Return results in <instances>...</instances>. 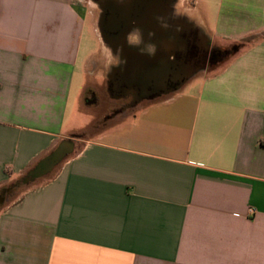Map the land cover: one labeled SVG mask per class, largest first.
Segmentation results:
<instances>
[{"label":"crops","instance_id":"crops-1","mask_svg":"<svg viewBox=\"0 0 264 264\" xmlns=\"http://www.w3.org/2000/svg\"><path fill=\"white\" fill-rule=\"evenodd\" d=\"M193 1L240 52L97 132L90 8L0 0V264H264V0Z\"/></svg>","mask_w":264,"mask_h":264},{"label":"flooded vegetation","instance_id":"flooded-vegetation-1","mask_svg":"<svg viewBox=\"0 0 264 264\" xmlns=\"http://www.w3.org/2000/svg\"><path fill=\"white\" fill-rule=\"evenodd\" d=\"M90 1L98 10L99 34L114 41L124 36L127 48L138 56L132 71L126 70L123 59L108 77L113 97L125 101L120 110L133 109L144 100L167 97L188 80L190 71L194 75L212 64L215 47L207 44L200 29L185 14L176 18L172 13L176 0ZM132 38L136 43L130 45Z\"/></svg>","mask_w":264,"mask_h":264},{"label":"rangeland","instance_id":"rangeland-1","mask_svg":"<svg viewBox=\"0 0 264 264\" xmlns=\"http://www.w3.org/2000/svg\"><path fill=\"white\" fill-rule=\"evenodd\" d=\"M86 6H88L92 12V20L88 19L85 25L84 32V42H85V54L96 53L95 60L89 62L87 66V77L85 78L88 86L96 88L97 94L95 96V101L93 105H80V113L82 118L86 120V124L93 123L95 130L99 132L104 128V126L112 124L114 121L119 120L125 115H130L134 112L137 107L129 109L126 111L120 110V108L125 104V101L116 100L115 97L111 96L109 89H106L105 83L107 82V75L112 69H117L121 66L123 59L120 56L119 50H113L110 45L104 41L102 36L98 32L97 28V7L90 0H81ZM189 0H176L173 4V12L177 17L184 15L185 11L188 14H192L193 24L198 26L197 13L193 9L194 1ZM182 4L181 8H178V4ZM189 20V19H188ZM93 24L95 25V30H93ZM130 45L136 43V39L132 38L129 40ZM136 45V44H135ZM210 46V44L208 43ZM235 44H216L217 49L225 50L231 49ZM227 60H221L217 64H210L206 69H200L196 76L201 74H212L217 68H219ZM108 90V91H107ZM88 95V94H87ZM89 99L92 95L87 96ZM91 131L82 132L78 135L79 139L88 140L95 135V131L91 128Z\"/></svg>","mask_w":264,"mask_h":264},{"label":"water","instance_id":"water-1","mask_svg":"<svg viewBox=\"0 0 264 264\" xmlns=\"http://www.w3.org/2000/svg\"><path fill=\"white\" fill-rule=\"evenodd\" d=\"M104 39L105 42H107L105 37H102ZM121 40L124 44V46L126 47V49L128 51H131L127 48L126 45V39L125 37H121ZM108 43V42H107ZM114 51L118 50V48L114 49L113 47H111ZM124 50V49H123ZM123 50H120V55L123 59H125L124 57V53ZM135 53V52H134ZM133 53V54H134ZM126 60V59H125ZM192 76V72L190 71L187 75L186 78H190ZM64 149L60 148L58 149L55 153H53L49 158H47L43 163H41V165L38 167V169L32 174V176H39L42 175L43 173L48 172L54 165H56L64 156Z\"/></svg>","mask_w":264,"mask_h":264},{"label":"trees","instance_id":"trees-1","mask_svg":"<svg viewBox=\"0 0 264 264\" xmlns=\"http://www.w3.org/2000/svg\"><path fill=\"white\" fill-rule=\"evenodd\" d=\"M243 44H236L234 45L231 49H225V50H219L217 48L213 49V58H212V65L217 64L219 61L223 60H229L231 57L235 56L236 54H238L240 52V50L242 49ZM109 93L111 96H113V94L111 93L110 90V86H109ZM95 96H92L90 99L88 97L85 98V103L88 104H93L95 101Z\"/></svg>","mask_w":264,"mask_h":264},{"label":"bare ground","instance_id":"bare-ground-1","mask_svg":"<svg viewBox=\"0 0 264 264\" xmlns=\"http://www.w3.org/2000/svg\"><path fill=\"white\" fill-rule=\"evenodd\" d=\"M106 5V4H105ZM106 8V7H105ZM126 13V12H125ZM145 19V18H144ZM138 20V19H137ZM145 21V20H144ZM136 22V21H135ZM130 29V28H129ZM115 39V38H114ZM107 42L109 44L112 45L113 48H121V49H124V50H127L126 47L124 46L121 38H119L118 40H109L108 38L106 39ZM136 58L134 59H131V55L129 54L128 57H127V71L130 72L134 69V62L133 61H137L136 59L138 58L137 55H135Z\"/></svg>","mask_w":264,"mask_h":264}]
</instances>
